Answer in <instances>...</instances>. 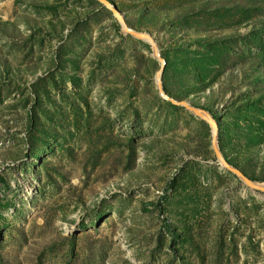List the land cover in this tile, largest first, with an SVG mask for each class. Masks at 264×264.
Wrapping results in <instances>:
<instances>
[{"label": "rangeland", "instance_id": "1", "mask_svg": "<svg viewBox=\"0 0 264 264\" xmlns=\"http://www.w3.org/2000/svg\"><path fill=\"white\" fill-rule=\"evenodd\" d=\"M106 2L0 0V264H264V0Z\"/></svg>", "mask_w": 264, "mask_h": 264}, {"label": "water", "instance_id": "2", "mask_svg": "<svg viewBox=\"0 0 264 264\" xmlns=\"http://www.w3.org/2000/svg\"><path fill=\"white\" fill-rule=\"evenodd\" d=\"M99 1H101V2H106V0H99ZM106 3L109 4V5H111L109 2H106ZM118 18H119V17H118ZM119 19H121V18H119ZM123 27L125 28V30L129 31L130 33H132V34L135 35V36H138V37H143V36H144L143 33L128 28L124 23H123ZM156 54H157V53H156ZM191 110L194 111L195 113H197L198 115H202V114H201L202 110L199 109V108L191 107ZM203 113H205V112H203ZM207 121H208L211 125H213V121L211 120V117H207ZM211 142H212V145H213V149H214V151H215V154L218 155V152L216 151V149H215V145H214V137H212ZM218 157H219V159L221 160V162H222L226 167H228L229 169H231V170H233L234 172H236L237 174H239V175H240V176H241V177H242L247 183H249L250 185H252V186H254V187L258 188V189H264V187H261V186H259V185H255L254 183H252L248 178H246L244 175H242L241 172H240L239 170L230 167V166L227 164V162H226L223 158H221L220 156H218Z\"/></svg>", "mask_w": 264, "mask_h": 264}, {"label": "bare ground", "instance_id": "3", "mask_svg": "<svg viewBox=\"0 0 264 264\" xmlns=\"http://www.w3.org/2000/svg\"><path fill=\"white\" fill-rule=\"evenodd\" d=\"M143 35H144V36H143L144 39H149V40H151V38H150L151 36H150V35L145 34V33H143ZM154 54H156L155 49H154ZM255 184H256V183H255ZM256 185H259V184H256ZM262 187H263V186H262Z\"/></svg>", "mask_w": 264, "mask_h": 264}, {"label": "trees", "instance_id": "4", "mask_svg": "<svg viewBox=\"0 0 264 264\" xmlns=\"http://www.w3.org/2000/svg\"><path fill=\"white\" fill-rule=\"evenodd\" d=\"M225 160H226L227 162H229L228 159L225 158ZM242 173L244 174V172H242ZM248 178H249V179H254V178L249 177V176H248Z\"/></svg>", "mask_w": 264, "mask_h": 264}]
</instances>
